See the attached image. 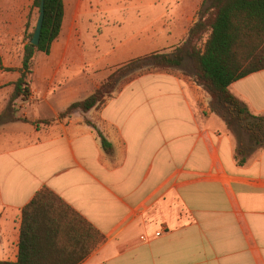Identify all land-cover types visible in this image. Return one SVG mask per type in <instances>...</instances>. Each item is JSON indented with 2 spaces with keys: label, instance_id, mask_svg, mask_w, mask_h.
<instances>
[{
  "label": "crops",
  "instance_id": "obj_1",
  "mask_svg": "<svg viewBox=\"0 0 264 264\" xmlns=\"http://www.w3.org/2000/svg\"><path fill=\"white\" fill-rule=\"evenodd\" d=\"M33 1L0 0V114L21 75L26 33L39 16ZM202 1L182 9L176 25L182 43L197 20L187 24L192 7ZM63 5L59 37L48 55L41 53L54 66H34L31 75L47 90L81 46L83 0ZM117 67L97 72L109 70L106 79ZM29 89L28 101H14L16 120L0 124V262L17 261L21 211L47 188L104 237L81 264H264V148L238 165L237 138L190 77L177 70L143 75L101 108L65 119L59 114L78 98L54 107L45 93L41 101L50 114L29 116L26 105L40 106L37 89ZM229 89L251 114L264 116V70Z\"/></svg>",
  "mask_w": 264,
  "mask_h": 264
},
{
  "label": "trees",
  "instance_id": "obj_2",
  "mask_svg": "<svg viewBox=\"0 0 264 264\" xmlns=\"http://www.w3.org/2000/svg\"><path fill=\"white\" fill-rule=\"evenodd\" d=\"M43 1L39 43L30 44L32 28L25 36L21 75L13 84L5 113L0 114V124L16 120L14 101L26 102L30 97L35 53L48 55L59 37L63 0ZM40 2L33 1L38 13ZM196 19L179 46L169 53H151L115 68L90 96L72 103L59 118L101 108L124 85L143 75L177 70L209 96L210 111L237 138L235 159L238 165H244L255 149L264 148V116L251 114L229 88L264 70V0H203ZM28 28L27 24V32ZM99 137L103 150L109 152L111 146L100 134ZM103 242V235L89 222L52 191L42 188L21 211L17 261L0 264H81Z\"/></svg>",
  "mask_w": 264,
  "mask_h": 264
},
{
  "label": "rangeland",
  "instance_id": "obj_3",
  "mask_svg": "<svg viewBox=\"0 0 264 264\" xmlns=\"http://www.w3.org/2000/svg\"><path fill=\"white\" fill-rule=\"evenodd\" d=\"M189 1L83 0L82 15L78 22L81 46L71 52L50 90H47V83L40 76L31 77L29 86L37 89L40 106L35 108L26 105L23 111L29 116L42 115V112L50 114L45 105L47 103L41 101L45 93L54 107H58L59 101L68 100L71 96L84 100L95 91L94 83L97 80L102 83L109 72H97L99 66H121L147 54L177 47L184 36L181 38L176 25L183 22L181 12L187 8ZM174 2H179L180 6L173 8ZM173 9L177 11L173 12ZM196 10L192 7L188 25L196 19ZM24 41L27 43V37ZM19 52V49L14 50L15 58ZM44 58L43 54L38 53L34 66H54L53 60ZM186 66L190 71L189 62ZM11 76L7 75L9 78Z\"/></svg>",
  "mask_w": 264,
  "mask_h": 264
},
{
  "label": "water",
  "instance_id": "obj_4",
  "mask_svg": "<svg viewBox=\"0 0 264 264\" xmlns=\"http://www.w3.org/2000/svg\"><path fill=\"white\" fill-rule=\"evenodd\" d=\"M43 19H44V1L41 0L39 6V16L34 28L32 39L30 40V44L33 46H37L39 43Z\"/></svg>",
  "mask_w": 264,
  "mask_h": 264
},
{
  "label": "built area",
  "instance_id": "obj_5",
  "mask_svg": "<svg viewBox=\"0 0 264 264\" xmlns=\"http://www.w3.org/2000/svg\"><path fill=\"white\" fill-rule=\"evenodd\" d=\"M160 236V234H156V237H159Z\"/></svg>",
  "mask_w": 264,
  "mask_h": 264
}]
</instances>
